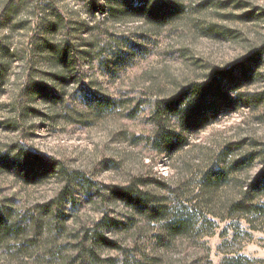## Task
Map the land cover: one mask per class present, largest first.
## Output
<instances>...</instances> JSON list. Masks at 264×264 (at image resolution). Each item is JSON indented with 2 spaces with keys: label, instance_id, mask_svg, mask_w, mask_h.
<instances>
[{
  "label": "rangeland",
  "instance_id": "1",
  "mask_svg": "<svg viewBox=\"0 0 264 264\" xmlns=\"http://www.w3.org/2000/svg\"><path fill=\"white\" fill-rule=\"evenodd\" d=\"M262 155L264 0H0V264H264Z\"/></svg>",
  "mask_w": 264,
  "mask_h": 264
},
{
  "label": "trees",
  "instance_id": "2",
  "mask_svg": "<svg viewBox=\"0 0 264 264\" xmlns=\"http://www.w3.org/2000/svg\"><path fill=\"white\" fill-rule=\"evenodd\" d=\"M244 66V62L238 64L234 68L220 70L214 78L204 83H193L187 86L184 90V95L176 99L159 101L155 109V118L157 125H161L164 117L176 116L181 126L187 130L199 124L203 111L207 109V105L215 109L217 103L228 101L229 97L226 92V88H233L238 84V79L235 78V69L238 67L241 69ZM263 94L255 95L254 98L257 102L262 103L261 96ZM160 145L165 147V150L171 149L172 137L169 134H164L162 138L157 139ZM264 172V155L261 157ZM127 189L117 190L113 192L120 197H130L132 191H126ZM250 190L243 192V196L237 202H235L230 208L229 213L236 212H252V209L261 211L258 206L251 204L247 193ZM112 245H116L112 242ZM118 247V246H116Z\"/></svg>",
  "mask_w": 264,
  "mask_h": 264
}]
</instances>
